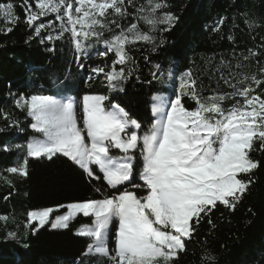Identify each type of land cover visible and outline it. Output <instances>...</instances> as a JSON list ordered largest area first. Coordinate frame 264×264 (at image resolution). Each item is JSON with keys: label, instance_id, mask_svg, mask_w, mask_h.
Wrapping results in <instances>:
<instances>
[{"label": "snow or ice", "instance_id": "obj_1", "mask_svg": "<svg viewBox=\"0 0 264 264\" xmlns=\"http://www.w3.org/2000/svg\"><path fill=\"white\" fill-rule=\"evenodd\" d=\"M34 4L22 0L21 5L29 40L45 44L62 40L68 33L81 70L93 47L103 48L94 55L111 54V63L88 66L85 83L100 78L111 93H122L125 82L133 77L136 61L131 51L137 42L150 45L155 53L165 43L158 33L170 31L179 19L166 10V0H148L139 6L134 0H34ZM129 6L134 11L129 12ZM0 13L14 26L20 22L12 3H0ZM50 14L59 21L58 31L48 30L52 20L41 21ZM128 17L143 21L147 30L137 22L121 27L120 20ZM224 19L212 31H219ZM245 23L251 28L255 21L246 19ZM11 31L12 27L0 29L5 35ZM49 50H54L51 44ZM256 55L249 49L243 59ZM152 76L161 85L171 80L174 87L171 94L151 95L147 124L109 94L88 93L79 98L33 94L15 100L17 109L31 118L32 135L23 145L3 146L5 151H23L6 172L27 177L29 158L62 156L83 170L89 181L99 182L92 188L99 198L27 213L33 231L45 225L68 229L78 217L89 218L77 230L85 247L72 264H176L200 223L205 219L212 223L217 205L234 210L253 183L259 161L250 153L264 151V89L253 94L251 85L237 88L225 79L232 92L205 95V87L190 70L177 79L171 71L165 75L159 63ZM250 80L256 87L264 84L255 75ZM64 91H71L67 81ZM185 97L195 103L194 108L185 106ZM226 100L234 103L225 107ZM9 117L4 114L5 119ZM65 207L64 214L53 216ZM8 219L0 215V220ZM18 235L5 232L6 239L16 240ZM205 258L211 264V255L206 253Z\"/></svg>", "mask_w": 264, "mask_h": 264}, {"label": "trees", "instance_id": "obj_2", "mask_svg": "<svg viewBox=\"0 0 264 264\" xmlns=\"http://www.w3.org/2000/svg\"><path fill=\"white\" fill-rule=\"evenodd\" d=\"M28 2L35 7L34 0ZM166 2V10L179 19L170 31L158 33L165 43L153 53L150 45L137 42L131 51L136 61L133 77L125 82L122 93H111L106 92L100 78H96L94 83H85L88 66L111 63V54L109 57L94 55L97 50H104L94 46L86 67L81 70L74 61L68 33H64L62 40L45 44L37 39L29 40V28L23 23L25 12L22 0H0V3L14 5V13L20 21L14 26L0 15V29L6 31L9 27L13 28L6 35L0 33V215L9 217L5 222L0 220V264H72L73 258L85 247V239L76 234L77 230L88 223L89 218L78 217L68 229L53 230L46 225L33 231L32 225L27 222V213L99 198L92 190L93 185L99 182L89 181L83 170L62 156L29 158L27 177L5 171L16 165L23 151H5L3 146L23 145L32 135L29 127L31 118L15 106V100L20 95L53 94L57 89L64 90L67 81L71 91H65L66 95L75 94L79 98L88 93L109 94L147 124L150 122L151 95L165 93V89L172 91L174 87L171 80L161 85L153 78L152 72L157 63L162 66L165 75L171 71L177 79L190 70L205 87V95L232 92L225 79L237 88L251 85L255 89L253 94L264 89V84L256 87L250 80L253 75L264 80V73L261 72L264 69V49H261L264 44V0ZM134 3L137 6L147 5L148 0H134ZM128 10L134 11L131 6ZM221 17L225 19L219 31H212V26ZM246 19L255 21L253 27H248ZM49 20L53 24L48 30L58 31L59 22L54 14L41 18L44 23ZM131 22H137L143 30H147L148 26L136 17L120 20L121 27H127ZM116 31L119 32V29ZM108 35L105 32V36ZM50 44L54 50H49ZM249 49L256 51L257 55L244 60L243 56L248 55ZM149 80L152 83H148ZM236 99L243 102L242 97ZM184 102L189 109L195 107V103L187 97ZM232 103L234 101L226 100L224 106L230 107ZM5 113L10 114L9 119L4 118ZM14 121L19 122L18 126H9ZM250 156L259 161L258 168L253 170V183L234 210L217 205L211 213L212 223L209 224L207 219L200 223L194 238L187 242L186 251L179 254L176 264H207L206 253L212 257L211 264H264V151H253ZM65 211L66 207L61 208L53 216ZM9 230L19 234L16 240L5 238V232Z\"/></svg>", "mask_w": 264, "mask_h": 264}, {"label": "rangeland", "instance_id": "obj_3", "mask_svg": "<svg viewBox=\"0 0 264 264\" xmlns=\"http://www.w3.org/2000/svg\"><path fill=\"white\" fill-rule=\"evenodd\" d=\"M0 15L3 17V14L2 13H0ZM55 15V14H54ZM4 18V17H3ZM59 22V21H58ZM53 94H63V95H66V92L64 91V90H61V89H57V90H55L54 91V93ZM162 94H171V91L170 90H168L167 91V93L165 92V93H162ZM60 210V209H59ZM58 210V211H59ZM58 211H54L53 212V215L56 213V212H58ZM5 222V221H4ZM31 224V223H30ZM46 226V225H45ZM39 229H41V228H39ZM53 230H59V229H53Z\"/></svg>", "mask_w": 264, "mask_h": 264}]
</instances>
